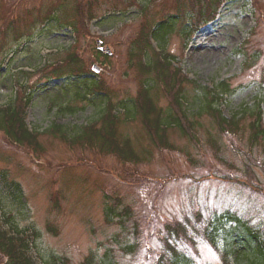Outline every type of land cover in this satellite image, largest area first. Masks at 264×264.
Instances as JSON below:
<instances>
[{
    "label": "rangeland",
    "instance_id": "1",
    "mask_svg": "<svg viewBox=\"0 0 264 264\" xmlns=\"http://www.w3.org/2000/svg\"><path fill=\"white\" fill-rule=\"evenodd\" d=\"M168 18L165 41H149ZM97 40L111 54H99ZM70 54L99 93L75 97ZM161 57L197 84L226 81L225 117L257 103L264 114V0H0V105L25 91L28 126L40 133L34 151L0 131V170L23 193L13 201L5 188L1 204L19 228L37 230L38 264H245L249 230L264 242V147L249 141V116L228 133L209 116L192 117L186 133L170 125L154 144L138 114L117 109V134L134 156L70 143L98 123L106 102L133 100L142 83L171 113L155 68L142 66ZM65 102L77 111L60 113Z\"/></svg>",
    "mask_w": 264,
    "mask_h": 264
},
{
    "label": "trees",
    "instance_id": "2",
    "mask_svg": "<svg viewBox=\"0 0 264 264\" xmlns=\"http://www.w3.org/2000/svg\"><path fill=\"white\" fill-rule=\"evenodd\" d=\"M171 18L157 23L149 30V41H165L166 35L172 29ZM199 18L205 19L201 16ZM146 47L144 46V48ZM98 53L102 54L100 51ZM159 54H161V51ZM62 64L63 62L58 63V72L63 71L59 67ZM172 64V61H167L165 57L159 58L154 64L142 61L143 68L147 70L155 68V78H152V82L156 84L159 82L161 84L169 97L168 100L173 105H171L173 113L164 114V111L157 108L149 95L153 85H150L149 82L145 83L146 85L142 83L137 97L133 100H120L115 106H111V109H108L109 102H106V109L102 112L98 123L96 121L84 126L81 133L76 134L70 143L92 145L122 159H127V156H134L128 139H125L124 142L121 141L116 131L119 120L117 109H121L125 112L124 118L127 119H133L138 114L154 144H158L157 140L158 142L162 141L165 143L163 132L170 125L176 124L182 132L186 133L188 129L185 128V122L192 117L209 116L216 122L220 132L228 133L245 114L251 118L249 122V129L251 131L249 134L250 143L253 144L256 141H261L264 147V114L261 110V103H257L249 111L245 110L243 116L241 115L239 118L236 116L227 118L219 108L224 98L233 92V89L230 88L226 81L223 80L218 84H211L210 86L200 85L196 81L186 78L180 69L173 67ZM65 66H70V69L74 72L73 75L77 76L78 81L71 82V86L76 89V98L85 99L86 93L94 94L101 91L99 82L88 80L78 74L79 63L76 54H70L65 60ZM185 83L192 84L195 87L193 90L195 92L188 94L184 90ZM82 91L86 93L82 94ZM65 103V105H60L58 109L60 113L74 114L77 111L70 103ZM29 104L30 96L25 91L16 92L15 96H12L7 102L1 104L0 131L12 144L16 146H29L35 151L40 145L38 141L40 133L28 126L27 109ZM190 124L193 125V122L190 121ZM61 127L53 125L51 129L59 132ZM59 136L62 139H66L62 134ZM5 188H8L10 191L11 200L19 201L22 198L23 193L19 184L13 181L8 182L6 172L0 170V255L4 259V264H38L32 254V249L38 238V232L30 227L19 228L12 221L11 215L4 212L3 205L1 204V193ZM249 231L250 237L248 238L250 239V244L248 247L244 245L239 252L241 251V254L245 257L249 255L252 257L245 264H264V242L259 239L257 231ZM251 244H253L254 248H252ZM174 256L177 257L178 255ZM85 262H87L85 264H91L89 259H86ZM54 264L68 263L65 261L62 263L55 261ZM174 264L176 263L174 262Z\"/></svg>",
    "mask_w": 264,
    "mask_h": 264
},
{
    "label": "water",
    "instance_id": "3",
    "mask_svg": "<svg viewBox=\"0 0 264 264\" xmlns=\"http://www.w3.org/2000/svg\"><path fill=\"white\" fill-rule=\"evenodd\" d=\"M96 45H97V48L100 50V51H103V52H105L106 54H111V51L109 50V48H107V47H102L101 46V41L100 40H97L96 41ZM92 70L93 71H95V72H98L99 71V69H98V67L94 64L93 66H92Z\"/></svg>",
    "mask_w": 264,
    "mask_h": 264
}]
</instances>
